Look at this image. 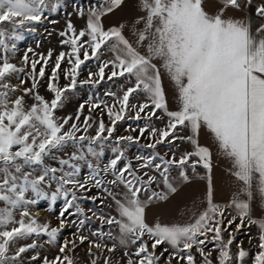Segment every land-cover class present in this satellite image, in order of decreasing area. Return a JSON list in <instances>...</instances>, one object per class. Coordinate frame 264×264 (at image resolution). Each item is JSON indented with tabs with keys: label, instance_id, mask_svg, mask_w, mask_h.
Here are the masks:
<instances>
[{
	"label": "snow or ice",
	"instance_id": "obj_1",
	"mask_svg": "<svg viewBox=\"0 0 264 264\" xmlns=\"http://www.w3.org/2000/svg\"><path fill=\"white\" fill-rule=\"evenodd\" d=\"M252 2L219 0L222 7L209 14L205 0H139L144 15L135 19V39L130 40L124 24L107 29L103 24V18L122 7L124 0H93L86 11L77 9L78 15L87 17L84 29L78 31L69 20L59 33L67 37L61 43L70 52H60L52 65L47 90L53 98L47 101L38 87L52 52L38 59L29 57L31 48L23 54V63L31 68L29 88L9 82L14 74L24 72L10 62V55H15L24 32H35V25L47 19L45 13H56L62 0H0V264H24L25 254L38 248V238L44 236L45 243L54 244L68 224L76 226V238L64 240L59 255L52 259L31 255L29 264H75L68 253L85 242L91 264H98L101 257L103 264H111V257L103 253L117 249H123V264H197L196 253L199 264H264V219L251 215L256 197L264 204V22L253 30L249 18L225 17L226 10L243 11ZM255 15L264 21V2ZM105 52L111 58L99 63L98 72H89L86 83L99 82L92 81V76L103 80L109 68L108 80L123 77L128 86H121L120 95L105 93L114 98L111 105L86 101L89 111L103 104L101 111L106 110L110 121L107 125L103 118L95 121L94 134H89L93 117L85 116L81 124L84 103L75 117L57 118L55 112L62 107L65 93L77 87L80 66L88 60L101 61ZM65 61L71 67L64 78L70 82L60 87L59 72ZM162 69L175 85L177 110L169 109ZM17 79L20 85L26 82L19 75ZM17 91L23 95L13 99L10 93ZM29 95L35 102L25 107ZM130 112H134L130 119L146 121L139 128L140 137L149 134L151 142L146 147L156 149L164 143L177 147L176 141H186L192 150L179 158L175 153L168 159L155 152L150 157L137 155L140 163L133 167L130 160L123 162L129 146L139 144V137L120 136L111 145L113 158L102 164L106 142ZM153 117L164 127H156ZM205 129L230 162L229 172L238 182L226 204L214 201L213 154L199 143ZM185 130L190 134L180 135ZM198 166L207 173L204 210L187 224L149 223L146 209L177 192L172 171L178 169L179 180L188 183V169L198 174ZM83 167L88 169L85 175ZM161 185L163 190L157 191ZM93 188L103 196L85 194ZM59 200L63 201L56 217L59 225L40 222L39 211L54 212ZM97 200L115 215L104 208H89L101 221V230L92 231L95 239H91L82 231L91 217L85 215L81 201L95 205ZM42 202H47L46 209L37 208ZM66 213L83 218L69 220ZM105 224L107 231L102 230ZM233 225L235 233L257 226L258 236L249 237L254 253L243 247L242 240L237 242L230 231ZM29 239L31 243H20Z\"/></svg>",
	"mask_w": 264,
	"mask_h": 264
},
{
	"label": "rangeland",
	"instance_id": "obj_2",
	"mask_svg": "<svg viewBox=\"0 0 264 264\" xmlns=\"http://www.w3.org/2000/svg\"><path fill=\"white\" fill-rule=\"evenodd\" d=\"M93 2V0H62V6L58 9L56 13H45V16L47 19H43L40 24L35 25L36 31L35 32H24V39L17 44V50L15 55H10V62L15 64L18 68H24V72L19 74H14L12 77L9 78V82L13 85H18L22 88H29L31 87L32 80L29 76V73L31 72L30 65H25L23 63L22 57L23 54L31 48L33 51L29 52L28 55L32 59H38L39 56H45L47 57V54L49 51L52 52V59L49 61L48 67H46L45 72L46 76L45 79L40 81V85L38 87V92L41 96L45 98L47 101H51L53 98V94L50 93L47 90V82H48V76L51 73L52 65L55 62V59L57 55L60 52H70V48L67 45H63L61 41L63 39H66L67 37H61L59 33L61 31L66 30V25L69 22V20L73 23L75 28L79 31L86 27V15L82 18L80 15H78L77 9L83 8L85 11L89 7V5ZM264 2V0H253L252 4L244 10L249 14V16L252 18V28L253 30L262 22L256 15H255V9L256 7ZM243 6V5H242ZM105 25V24H104ZM112 56L111 53L105 52L104 56L101 57V61H95V60H88L85 63H83L80 66V69L78 70V76H77V87L74 90H70L65 93V98L63 99V105L62 107H59L55 115L57 118L59 117H67L72 116L75 117L77 110L80 106V104L84 103L85 108L83 115L81 116V124L85 116H91L93 117V128L89 130V134H94L95 130V121L103 118L105 124H109L110 121L107 117L106 110L101 111L103 108V104L101 105V109H94L92 111H89L90 105L86 103V101L91 100L92 102H100L103 100L104 102L111 105L113 103L114 98L112 96H108L105 93L106 92H115L118 95L121 94L120 89L121 86L127 87L128 84L123 77L119 78H113L112 80H108L107 77L110 75V69H105V78L103 80H99L98 76H92V81H99L98 83H86V81H89V72L96 73L98 72V65L100 62L106 59H110ZM83 60V54L81 53V57ZM41 65H37V72L39 71ZM71 66L65 61L61 64V71L59 72V86L63 87L67 84H69V80L64 78L65 72L68 71V69ZM17 75L24 79L26 82L23 85H20L19 80L17 79ZM23 95L22 92L17 91L16 93H10V96L14 99L17 96ZM35 101L32 98V95L25 97V107H29L31 104H33ZM160 114L159 112L157 113ZM134 115V112H130L128 116L125 117L124 120L119 121L115 126V131L113 133V138L110 141L106 142V146L104 148V156L101 158V163H107L110 159L113 158V153L111 151V145L114 143V140L116 137L120 136H127L131 135L133 137H139V144H132L129 146L128 150L125 153L126 159L123 163H126L127 161H131L133 164V167H136L140 161H137L135 158L137 155H143L145 157H150L153 155V153H158L159 156H163L165 159L170 158L173 153L176 154V157L179 158V156L186 152L191 151V145L187 143L186 141H176L177 147H172L171 145H168L167 143L159 144L157 145L156 149L148 148L146 145L150 143L151 141L148 139V133H145L143 137H140L139 134V128L144 126L146 121L140 120L136 121L133 119H130L129 117ZM143 115V113L141 114ZM152 121L154 122L155 126L158 128L164 127V122L160 120H156L155 117L152 118ZM69 123H72V121H69ZM67 128V126H65ZM135 128L136 131H132V129ZM83 134V133H79ZM78 134V135H79ZM190 132L188 130H185L180 133V135H189ZM126 143V142H125ZM195 159V158H194ZM203 171L202 167H197V173H201ZM88 169L86 167L82 168V175L87 174ZM191 169H188V174L191 173ZM193 174V173H192ZM172 177H173V183L176 186L178 184V169H174L172 171ZM157 191L163 190V186L159 189H156ZM88 196H91L93 194L101 195L103 196V193H99L97 189L93 188L92 192L85 193ZM109 201H105V204L109 203ZM63 205V201L59 200L57 204L54 206L55 211L52 213H49L47 211H39L38 219L40 222H51L52 226H58L59 220H57V215L60 210V208ZM3 205L0 204V207ZM81 206L85 210V215L91 217L90 220L86 222V225L84 227L83 234L88 235L91 239H95V237H91V232L95 230H101V221L98 220L96 217L92 216L91 212L88 211L89 208L99 209L104 208L105 212H111L113 215H115V212L112 209L106 208L104 205L100 204V201L97 200L96 204L93 205L91 201H81ZM48 207L47 202H42L40 205L37 206L39 209H46ZM72 211V210H70ZM231 212V209H229ZM68 216V214H65ZM16 218L19 219V214L17 213ZM83 217H76V216H68L69 220H78ZM239 223V220L236 221ZM226 223V222H225ZM247 223V222H246ZM108 225H104L103 229L104 231L108 230ZM235 225H233L230 228V231H233L234 235H236L237 242L243 241V247L246 249L251 248L252 253L255 252V249L249 245V237H257L258 236V228L256 225H251L250 227H242L239 233H235L234 231ZM77 232V228L75 225L68 224L62 231V233L59 235L57 242L54 244H47L45 243V240L47 239L44 236H41L37 239L38 248L35 250H30L29 253H26L24 256V264H29V259L31 255L39 254L41 259L43 257L47 256L49 259H52L54 256L59 255V247L62 245L64 240L72 241L76 237L73 235ZM225 240L228 239V233H224ZM32 239H29L27 241H21V244L25 243H31ZM78 243V241H77ZM109 245H111V241H107ZM256 241L253 240V244H255ZM163 246H161L162 248ZM209 247H212L210 244ZM93 252H96L97 250L95 248L92 249ZM159 251V249H158ZM233 251H236L235 243L233 245ZM70 256L73 257L75 264H91V257L88 255V245L87 242L83 245H79L74 252L68 253ZM213 257L217 255L216 252H213ZM103 256H110L111 257V264H123L122 256H123V249H117L115 253H107L104 251ZM197 256V264H199V254L196 253ZM34 264V262H33ZM98 264H103V257H101V260L98 262Z\"/></svg>",
	"mask_w": 264,
	"mask_h": 264
},
{
	"label": "crops",
	"instance_id": "obj_3",
	"mask_svg": "<svg viewBox=\"0 0 264 264\" xmlns=\"http://www.w3.org/2000/svg\"><path fill=\"white\" fill-rule=\"evenodd\" d=\"M138 3L139 0H124L122 7L103 18L104 27L107 29L110 26L124 24L125 36L130 40H134L132 25L136 18L144 15V12L139 9ZM204 7L209 14H215L222 7V4L219 3V0H205ZM225 17L249 18L252 25V18L245 10L228 9L225 11ZM137 27H142V25H137ZM140 50L142 52L146 51L143 48ZM162 84L169 109L177 110L176 88L166 72H163ZM199 143L208 147L213 154L214 201L226 204L232 199L238 187V182L229 172L230 162L220 153L216 141L207 133L206 129L201 131ZM188 175L190 177L189 182L183 183L178 180V184H176L177 192L170 194L167 201H157L146 209L149 223L159 220L162 224H187L193 222L194 218L204 210L206 206V170L203 169L198 174H192L191 172ZM201 177H205V179H201ZM251 215L254 219H264V204L260 202L259 197H256L252 203Z\"/></svg>",
	"mask_w": 264,
	"mask_h": 264
}]
</instances>
